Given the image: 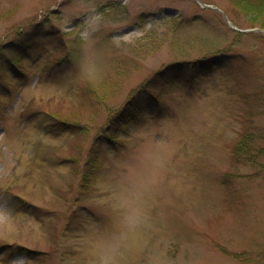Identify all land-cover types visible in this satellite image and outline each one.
<instances>
[{
  "label": "rangeland",
  "instance_id": "rangeland-1",
  "mask_svg": "<svg viewBox=\"0 0 264 264\" xmlns=\"http://www.w3.org/2000/svg\"><path fill=\"white\" fill-rule=\"evenodd\" d=\"M200 2L0 0V264H264V169L230 145L264 126V14Z\"/></svg>",
  "mask_w": 264,
  "mask_h": 264
},
{
  "label": "trees",
  "instance_id": "trees-1",
  "mask_svg": "<svg viewBox=\"0 0 264 264\" xmlns=\"http://www.w3.org/2000/svg\"><path fill=\"white\" fill-rule=\"evenodd\" d=\"M257 2H260V4L256 8L255 15L257 16L255 17H259L260 15L264 14V0H257ZM253 20H255L254 16ZM260 26L261 28H264V22L260 23ZM223 59L224 57L219 54L218 56H214L206 60L212 65L215 63L223 62ZM189 63H192V61ZM187 69L188 66L183 61L168 65L166 68L158 72L157 75H165L171 78L181 77L186 73ZM176 71L178 72L177 74L174 73ZM142 93L144 94L143 91ZM136 98L137 96L134 97L133 101H128L122 108V112L116 113L111 116L107 126L101 133L97 134V136L95 137L93 145L91 147V157L89 159V162L87 161L86 168L82 170L87 181L90 179L91 174L94 173V169L98 166L101 153L108 147L115 146L118 143L119 138L117 137V134H119L121 130L120 128L122 127L121 120L123 119V117L127 116L130 109L129 107L133 104ZM244 98L246 102L249 103V106L252 107L251 102L255 100V98L252 97L251 94L245 95ZM259 98L262 99L260 103V106L262 108V105H264V98L258 96L257 99ZM256 108L260 107L258 104L254 103L253 110H250L251 114L254 113ZM254 126L255 127H253L252 124H249V121L243 124V128L241 129L242 131L236 138H234V140L230 144L232 158L237 162L250 164L253 166H261L264 169V126Z\"/></svg>",
  "mask_w": 264,
  "mask_h": 264
},
{
  "label": "water",
  "instance_id": "water-1",
  "mask_svg": "<svg viewBox=\"0 0 264 264\" xmlns=\"http://www.w3.org/2000/svg\"><path fill=\"white\" fill-rule=\"evenodd\" d=\"M200 2V0H198ZM201 3V2H200ZM202 4V3H201ZM204 6H208L210 7V5L208 4H204ZM229 22L231 23V21L229 20ZM232 24V23H231ZM233 28L237 29V30H240V31H243L242 29H239L238 27H236L235 25H232Z\"/></svg>",
  "mask_w": 264,
  "mask_h": 264
},
{
  "label": "snow or ice",
  "instance_id": "snow-or-ice-1",
  "mask_svg": "<svg viewBox=\"0 0 264 264\" xmlns=\"http://www.w3.org/2000/svg\"><path fill=\"white\" fill-rule=\"evenodd\" d=\"M0 55H3V53H0Z\"/></svg>",
  "mask_w": 264,
  "mask_h": 264
}]
</instances>
